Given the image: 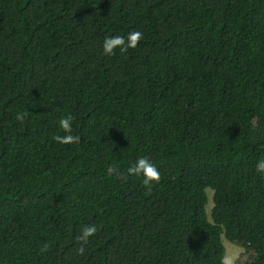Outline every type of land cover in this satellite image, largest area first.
<instances>
[{"label": "trees", "instance_id": "1", "mask_svg": "<svg viewBox=\"0 0 264 264\" xmlns=\"http://www.w3.org/2000/svg\"><path fill=\"white\" fill-rule=\"evenodd\" d=\"M261 161L264 0H0V264H264Z\"/></svg>", "mask_w": 264, "mask_h": 264}, {"label": "clouds", "instance_id": "2", "mask_svg": "<svg viewBox=\"0 0 264 264\" xmlns=\"http://www.w3.org/2000/svg\"><path fill=\"white\" fill-rule=\"evenodd\" d=\"M143 39V34L139 31H132L124 36H110L105 37L103 41V53L105 55H112L114 50L119 48L121 52H127L129 48H135L138 42ZM17 120H22V115H17ZM59 127L63 130L65 135L55 136V141L60 144H71L76 143L79 137L73 135L72 118L70 116L62 117L59 120ZM256 170L260 173H264V161L257 164ZM111 171V169H109ZM128 173L130 175H143V184L145 187L150 188L153 182H159L160 173L155 164L147 157H140L136 162L129 167ZM96 232L95 227H89L83 231L82 239L87 241L88 237L94 235ZM83 252V248L80 249Z\"/></svg>", "mask_w": 264, "mask_h": 264}, {"label": "rangeland", "instance_id": "3", "mask_svg": "<svg viewBox=\"0 0 264 264\" xmlns=\"http://www.w3.org/2000/svg\"><path fill=\"white\" fill-rule=\"evenodd\" d=\"M212 194L213 191L211 189L207 190V195H208V203L206 206L207 214L210 218V213H211V208L213 206L212 203ZM223 245L225 247V256H224V261L226 264H235L237 258L239 255L244 251V249L238 245H235L228 240L225 239V237H222Z\"/></svg>", "mask_w": 264, "mask_h": 264}]
</instances>
